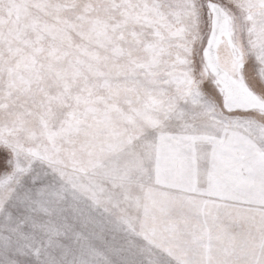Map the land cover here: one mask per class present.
Listing matches in <instances>:
<instances>
[{
	"label": "snow or ice",
	"instance_id": "snow-or-ice-1",
	"mask_svg": "<svg viewBox=\"0 0 264 264\" xmlns=\"http://www.w3.org/2000/svg\"><path fill=\"white\" fill-rule=\"evenodd\" d=\"M0 264H264V0H0Z\"/></svg>",
	"mask_w": 264,
	"mask_h": 264
}]
</instances>
